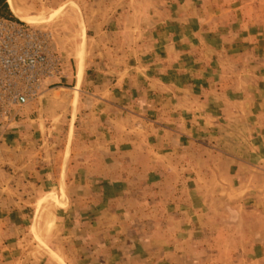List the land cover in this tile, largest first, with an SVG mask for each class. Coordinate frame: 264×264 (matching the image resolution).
<instances>
[{
	"label": "rangeland",
	"instance_id": "obj_1",
	"mask_svg": "<svg viewBox=\"0 0 264 264\" xmlns=\"http://www.w3.org/2000/svg\"><path fill=\"white\" fill-rule=\"evenodd\" d=\"M12 2L61 73L0 133V264H264V0Z\"/></svg>",
	"mask_w": 264,
	"mask_h": 264
},
{
	"label": "built area",
	"instance_id": "obj_2",
	"mask_svg": "<svg viewBox=\"0 0 264 264\" xmlns=\"http://www.w3.org/2000/svg\"><path fill=\"white\" fill-rule=\"evenodd\" d=\"M60 69L45 30L0 15V133L12 124L17 107L37 97Z\"/></svg>",
	"mask_w": 264,
	"mask_h": 264
},
{
	"label": "bare ground",
	"instance_id": "obj_3",
	"mask_svg": "<svg viewBox=\"0 0 264 264\" xmlns=\"http://www.w3.org/2000/svg\"><path fill=\"white\" fill-rule=\"evenodd\" d=\"M9 1V4H10V7L12 9V11L21 19L23 20L24 22H27V23H35L34 20L31 19V17H28L24 14H22L19 10H17L12 2V0H8Z\"/></svg>",
	"mask_w": 264,
	"mask_h": 264
},
{
	"label": "crops",
	"instance_id": "obj_4",
	"mask_svg": "<svg viewBox=\"0 0 264 264\" xmlns=\"http://www.w3.org/2000/svg\"><path fill=\"white\" fill-rule=\"evenodd\" d=\"M5 1H6V3H7L8 0H5ZM8 3H9V1H8ZM9 5H10V4H9ZM10 8H11V7H10ZM4 17H5V16H4Z\"/></svg>",
	"mask_w": 264,
	"mask_h": 264
}]
</instances>
